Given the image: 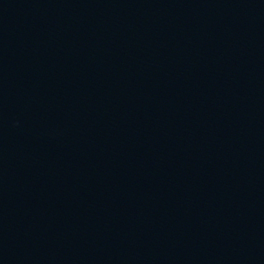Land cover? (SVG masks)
Segmentation results:
<instances>
[{
  "label": "water",
  "instance_id": "obj_1",
  "mask_svg": "<svg viewBox=\"0 0 264 264\" xmlns=\"http://www.w3.org/2000/svg\"><path fill=\"white\" fill-rule=\"evenodd\" d=\"M0 264H264V0H0Z\"/></svg>",
  "mask_w": 264,
  "mask_h": 264
}]
</instances>
